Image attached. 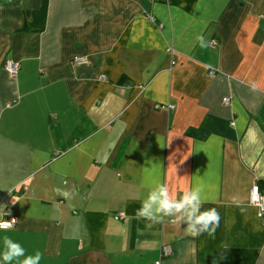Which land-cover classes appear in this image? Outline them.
Masks as SVG:
<instances>
[{"label": "crops", "instance_id": "0c3cea01", "mask_svg": "<svg viewBox=\"0 0 264 264\" xmlns=\"http://www.w3.org/2000/svg\"><path fill=\"white\" fill-rule=\"evenodd\" d=\"M159 183L201 185L215 232L149 227ZM254 186L264 0H0V204L17 220L0 251L7 235L40 264H264Z\"/></svg>", "mask_w": 264, "mask_h": 264}, {"label": "clouds", "instance_id": "9594fccd", "mask_svg": "<svg viewBox=\"0 0 264 264\" xmlns=\"http://www.w3.org/2000/svg\"><path fill=\"white\" fill-rule=\"evenodd\" d=\"M255 88V85H253ZM59 191V190H57ZM67 196L68 193H63ZM203 188L196 184L184 191L179 198L170 193L167 184H156L142 200L138 214L148 220L149 227L153 223L160 222L164 217H172L173 223L180 227L181 223L186 224L185 234L199 236L203 233L212 235L219 226V213L215 208L201 210L205 203ZM6 205L0 204V231H7L16 224L15 218L5 220L4 216L9 215ZM43 254L39 251L34 255H26L25 248L11 237H3V250L0 251V260L4 264H40Z\"/></svg>", "mask_w": 264, "mask_h": 264}, {"label": "built area", "instance_id": "2783aa9c", "mask_svg": "<svg viewBox=\"0 0 264 264\" xmlns=\"http://www.w3.org/2000/svg\"><path fill=\"white\" fill-rule=\"evenodd\" d=\"M73 63L76 64V65H80V64L86 63V61H85V59L74 57L73 58ZM4 68H5L6 71H8V73L10 75L14 76L17 73L18 69H19V64L17 62H15V61L8 60V61L5 62ZM225 102H226V100H225ZM162 108H165V107L163 106ZM166 108L169 109V110L173 109L172 106H166ZM251 204L259 209L258 210V216L264 217V197L260 195L257 186H254L252 188V190H251ZM122 217H123V214L120 213V214L115 216V220L122 219ZM13 218L14 217H11L8 220H11ZM16 224H17V222H16ZM16 224L13 227H15ZM161 254H162V256H165V257L168 256L167 249L166 248H162L161 249ZM155 264H160V261L155 262Z\"/></svg>", "mask_w": 264, "mask_h": 264}, {"label": "trees", "instance_id": "16d2710c", "mask_svg": "<svg viewBox=\"0 0 264 264\" xmlns=\"http://www.w3.org/2000/svg\"><path fill=\"white\" fill-rule=\"evenodd\" d=\"M100 79H101V77H100ZM157 107H158V109H159V108H160V109H167L166 106H164L165 108H162L163 106H161V105H158ZM168 110H169V109H168ZM171 110H172V109H171Z\"/></svg>", "mask_w": 264, "mask_h": 264}, {"label": "rangeland", "instance_id": "374dc122", "mask_svg": "<svg viewBox=\"0 0 264 264\" xmlns=\"http://www.w3.org/2000/svg\"><path fill=\"white\" fill-rule=\"evenodd\" d=\"M101 80H104V77H101Z\"/></svg>", "mask_w": 264, "mask_h": 264}]
</instances>
